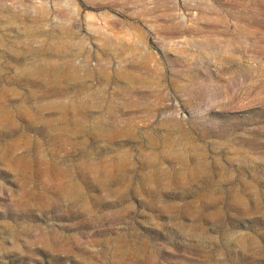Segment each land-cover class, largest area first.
<instances>
[{"label": "rangeland", "instance_id": "obj_1", "mask_svg": "<svg viewBox=\"0 0 264 264\" xmlns=\"http://www.w3.org/2000/svg\"><path fill=\"white\" fill-rule=\"evenodd\" d=\"M0 264H264V0H0Z\"/></svg>", "mask_w": 264, "mask_h": 264}]
</instances>
